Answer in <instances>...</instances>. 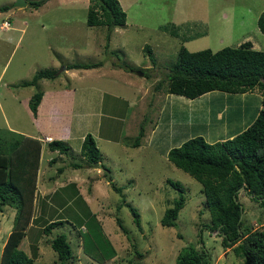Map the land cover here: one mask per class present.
<instances>
[{
	"label": "rangeland",
	"instance_id": "1",
	"mask_svg": "<svg viewBox=\"0 0 264 264\" xmlns=\"http://www.w3.org/2000/svg\"><path fill=\"white\" fill-rule=\"evenodd\" d=\"M26 1V7H17L16 0H0V133L10 130L39 139L40 168L46 170L47 178L59 175L56 172L61 165L66 168L63 179L71 174L77 176L69 163L82 162L77 170L86 177L87 185L80 189L74 182L66 183L62 189L64 196H55L56 204L47 207L41 202L34 203L19 247L36 264H58L50 241L58 234H65L73 255L68 264H173L186 245L206 249L210 264H241L242 259L234 254L232 247L223 246L218 230L206 227L210 215L200 192L201 184L169 162L167 152L163 151L166 147L180 146L191 134L215 142L243 130L253 120L252 115L245 117L244 107L255 117L261 104L260 93L258 90L243 94L212 91L190 100L181 95H166L165 76L175 63L181 45L191 52L207 48L216 51L249 40L254 49L264 50V34L256 21L264 10V0H119L127 15L126 23L110 32L109 41L106 26L86 24L90 0H47L37 8L29 4L34 0ZM5 6L7 9L1 10ZM145 46L151 49L155 64ZM101 61L107 69H91L90 76L82 78L79 72L68 74L73 70L63 73L68 64ZM115 64L122 69L130 66L136 84L128 85L118 78L114 83V76L118 75L110 68ZM44 70L61 74L55 79H42L35 86L23 85ZM159 82L162 86L157 90ZM140 85L147 89L145 99L138 98ZM87 89L104 98L115 95L118 99L110 97L121 101L119 112L113 102L105 100L102 115H79L78 112L84 111L72 98L77 92L83 95ZM39 91L44 97L36 117L28 103ZM158 92L161 94L156 96ZM159 101L167 110L165 120L174 139H167L164 145L162 142L151 145L148 137H141V143L133 146L139 122L149 131V136L153 135L151 127L158 129ZM93 118L113 124V137L119 139L116 143L96 138L102 155L101 170L95 166L87 168L89 164L83 157L75 158V153L64 154L63 163L57 160L45 168L46 158L58 154L48 153V144L41 139L43 135L63 137L60 140L67 142L70 136L77 138L81 132L93 134L96 123ZM160 129L163 133V128ZM100 134L104 135L103 127ZM67 143L74 146L80 141L73 138ZM167 179L180 182L185 189V204L176 225L171 227L160 223L165 209L178 196ZM97 180H101L100 185L94 184ZM112 184L121 187V192L115 191ZM47 185L55 187L51 178L46 180ZM239 201L244 205V227L254 230L262 226L264 208L242 189H239ZM126 203L138 211L140 227L136 226ZM14 214L10 207L0 214V260ZM55 220L63 222L53 227L50 234H44V225Z\"/></svg>",
	"mask_w": 264,
	"mask_h": 264
},
{
	"label": "trees",
	"instance_id": "2",
	"mask_svg": "<svg viewBox=\"0 0 264 264\" xmlns=\"http://www.w3.org/2000/svg\"><path fill=\"white\" fill-rule=\"evenodd\" d=\"M46 1L34 0L29 4L37 8ZM6 9V6L1 8ZM125 23L126 12L118 0H90L86 24L106 26L108 41L110 32ZM257 27L264 34V10L257 18ZM144 50L155 64V57L149 46H145ZM101 65L102 61L73 63L66 65L65 69H87ZM123 69L130 71L131 67L125 65ZM59 74L61 73L55 70L40 71L23 85L35 86L40 80L55 79ZM165 78V83L168 82L165 89L168 94L189 99L212 91L228 94L259 91L261 107L244 130L215 142H207L202 136L191 137L180 146L170 148L167 159L201 184L200 192L205 197V208L210 215V224L206 227L218 230L223 246L232 247L234 254L242 259L241 264H264V224L254 230L244 227V205L239 201V189L242 187L251 200L264 208V50L254 49L250 41L242 42L236 47L225 46L216 51L207 48L191 52L181 45L176 61L169 67ZM161 84L159 82L155 88L159 90ZM42 97L43 93L39 91L29 100L28 107L34 116H37ZM144 133V126L140 124L133 146L139 145ZM48 148L60 154H70L68 143L59 139L48 141ZM40 154L39 139L10 130L0 133V214L5 207L15 210L0 264H36L19 246L33 214ZM79 154L88 164L101 162L102 155L90 133L84 136ZM51 161L53 158L50 163ZM70 165L73 168L82 166L80 162ZM166 181L178 191L172 206L165 209L160 219L162 226L171 227L176 225L179 211L185 204V189L180 182L171 179ZM112 188L117 192L122 190L114 184ZM126 205L136 226L140 227L138 211L128 203ZM62 222L55 220L47 223L43 228L44 234H50L53 227ZM118 225L127 234L120 222ZM50 247L56 253L58 264L71 262V245L65 234L54 236ZM114 253L115 249L112 254ZM209 257V252L203 247L186 245L180 249L173 264H210Z\"/></svg>",
	"mask_w": 264,
	"mask_h": 264
},
{
	"label": "crops",
	"instance_id": "3",
	"mask_svg": "<svg viewBox=\"0 0 264 264\" xmlns=\"http://www.w3.org/2000/svg\"><path fill=\"white\" fill-rule=\"evenodd\" d=\"M119 1V0H118ZM120 3V2H119ZM121 5V4H120ZM121 7H122V5H121ZM123 8V7H122ZM126 17H127V15H126ZM257 21V20H256ZM125 25V24H124ZM247 41H249V40H247ZM245 42V41H244ZM251 42V41H250ZM252 43V42H251ZM252 47H253V44H252ZM144 68H148L147 66H145ZM91 69H94V68H87V69H83V68H78V69H66V71L65 72H63V73H67V70H73V71H69L68 72V74H76L77 72H79V73H81V74H83L81 77L83 78L85 75H88V73L90 72L89 70H91ZM95 69H97V70H100V69H104V70H106L107 69V67H106V65H101V66H99V67H95ZM110 70H112V73H116L118 76H114V83L116 82V80H115V78H118V79H121L125 84H128V85H134V84H136V80L134 79V76H135V74L133 73V72H129V71H127V70H124V69H122V68H120L119 66H116V65H114L112 68H110ZM106 73V72H105ZM104 74V73H103ZM122 74H123V76H122ZM70 76H72V75H70ZM88 76H90V75H88ZM144 76V75H143ZM143 76H139V77H143ZM111 86H113V85H111ZM115 86V85H114ZM92 89V88H91ZM74 91H75V89H73ZM90 89H87V91H84V94L83 95H81V93L80 94H78V92L76 93V96L74 97V98H72L73 99V101L75 102V104H78L80 107H81V109H83V111L84 112H78L79 113V115L80 114H90V113H92V114H99V115H102L103 114V108H104V101L105 100H107V101H110V102H113V104L115 105V106H117V113L119 112L118 111V108H120V106H121V101H116V100H114V99H112L110 96H114L116 99H118L115 95H113V94H108V95H110V96H106V98H104V96L101 94H98L97 92H91V91H89ZM140 90V91H139ZM147 89H146V87H143L142 85H140L139 87H138V89H137V94L139 93V97L138 98H140V97H143L144 96V99H145V97H146V95H144V93H145V91H146ZM91 92V93H90ZM89 93V94H88ZM246 93V92H245ZM159 94H161V92H158V94L156 95V96H158ZM164 94V93H163ZM166 95L168 94V93H165ZM243 94V93H242ZM204 95V94H203ZM43 97H44V95H43ZM43 97H42V100H41V102H40V104H39V107L40 106H42V103H43ZM184 97V96H183ZM156 99H158V97H156ZM159 99H161V96H159ZM158 99V100H159ZM189 99V98H188ZM120 100V99H119ZM122 100H125V98L124 99H122ZM135 100H137V99H135ZM157 100V101H158ZM191 100V99H190ZM123 102H125V101H123ZM160 102V106H161V108L159 107V105H158V112H157V118H158V122L156 121V123L158 124V129L156 130L155 128H156V126L153 128V127H151L152 128V134L153 135H151V136H149L150 134H148V132L149 131H147L146 129H145V133H144V136L142 137V139L143 138H145V137H148V139L150 140L149 141V143L151 144V145H154V144H157L158 145V143L159 142H162V144L164 145V143H165V141L168 139V140H170V139H174V136H173V132H170V130H168V128H167V126H168V122L165 120L167 117H168V113H165L167 110H166V108H165V105L164 104H162V102L161 101H159ZM191 102V101H190ZM132 103L134 104V103H136V102H133L132 101ZM152 103H150V105H151ZM158 104V103H157ZM180 103H178V105H179ZM192 105V104H191ZM39 107H38V110H37V116H38V113H39ZM261 107V104H260V106H259V108ZM220 111V110H219ZM243 113L245 114V117H248L249 118V115H252L253 116V119L256 117V114H255V117H254V114L253 113H250L248 110H246V107H244V110H243ZM116 115H118V114H116ZM36 116V117H37ZM192 118H193V116H192ZM253 121V120H252ZM93 122H96L95 123V125H94V128H92V132H93V134H91L92 136H93V138L96 140V138H98V139H102V140H105V141H109V142H116V143H118L119 142V139H114V137H113V133H114V131H115V129H114V125L113 124H106V123H104L102 120L100 121L99 119H96V118H93ZM190 122V121H189ZM80 124H81V122H79V126H80ZM138 125V124H137ZM139 125H140V122H139ZM139 125L137 126V128H139ZM160 126V127H159ZM101 127H103V134L104 135H101L100 134V129H101ZM163 128V133H161L160 131H161V129L160 128ZM245 129V128H244ZM243 129V130H244ZM12 130V129H11ZM105 130L107 131V133H105ZM165 130H167V131H165ZM242 131V130H241ZM239 132V131H238ZM237 131L236 132H233V133H231L230 134V136L229 137H232L233 135H235L236 133H238ZM86 132H81L80 134H79V136L77 137V138H75V136L73 137V136H70L69 138L70 139H68L67 140V142H70V141H72L73 140V138L75 139V140H77V141H80V143H79V145H74V146H72V145H69V147H70V151H69V153L70 154H73V153H75L76 154V156H75V158L77 157H80L81 158V156H79L80 154H79V152H80V146H81V142H82V140H83V138H84V136L86 135V134H88V133H86ZM132 130H131V135H132ZM171 133H172V136L170 137V135H171ZM137 133H135L133 136H135ZM164 134V136H163V139H162V141H161V139H160V137L162 136ZM148 135V136H147ZM157 135H158V138H157ZM166 135L168 136V138H165L166 137ZM194 136H196V134H191V137H194ZM197 136H199V135H197ZM44 137H49L51 140L52 139H55L53 136H51V135H49V134H44L43 135V138H41L42 139V141L43 142H45L46 144H48V141L46 142V140H44ZM60 138H63V137H60ZM60 138H58L59 140H60ZM154 138V139H153ZM141 143V142H140ZM167 145H165V147H166ZM167 149H166V151L164 150L163 151V153L165 154L166 152H168V150L170 149L169 147H166ZM47 151H48V153H57L58 155H57V157H51V156H49V157H47L46 158V161L48 162V164H47V166L45 167V168H48V167H50V164H53V163H55V162H57V160H61V162H62V160H63V155L64 154H60V153H58L57 151H51V150H48L47 149ZM41 154H42V150H41ZM41 154H40V162H39V168H38V172H37V180H36V189H35V200H34V203H39V202H41V203H43V204H45V206L47 205V207L49 206V205H51V204H56V198H55V196H57V194H59L60 196H64V193H65V191H62V189L64 188V186L66 185V183H69V182H74L76 185H78V188H80L81 189V187H84V185H87V183L85 184V181H84V178H86V177H84V175H83V173H79L78 171L79 170H77V169H79V168H73L70 164H73L74 162H70L69 163V165L71 166V168H70V170H73L75 173L74 174H78L79 176H81V179H79L78 178V175L77 176H74V175H69L68 177H66L65 179H63L62 178V176H63V173H64V171H65V167H63L62 165L61 166H59L58 167V170H57V172L56 173H59V175H56V176H52V177H48V178H51L53 181H54V184H55V187L54 188H50V186L49 185H47L46 186V180L48 179L47 177H45L44 176V174H45V172H46V170L45 169H43L42 167L40 168V163H41ZM66 155V154H65ZM67 155H69V154H67ZM52 158H53V161H51V163H50V160H52ZM82 159V158H81ZM82 160H84V159H82ZM85 161V160H84ZM63 163V162H62ZM79 163V162H78ZM80 163H82V162H80ZM82 165V164H81ZM95 164H89L88 166H87V168H89V167H92V166H94ZM97 166H95L96 168H98L97 170H101V169H99L100 168V166H99V164H96ZM82 167V166H81ZM80 167V168H81ZM69 172V171H68ZM85 174V173H84ZM74 176V177H73ZM110 177H111V181L113 182V178H112V176H111V174H110ZM83 178V179H82ZM106 182V181H105ZM99 183H101V180H97V181H95L94 182V184H99ZM106 184H107V182H106ZM100 185V184H99ZM98 185V186H99ZM49 189H51V190H49ZM61 190V192L60 193H58V191H60ZM91 190H92V188H91ZM93 191V190H92ZM79 192V191H78ZM87 193H88V191H86ZM92 194H94L93 192H91ZM80 195H82L81 193H80ZM61 197V198H62ZM98 263V262H97ZM108 264H111V262H108Z\"/></svg>",
	"mask_w": 264,
	"mask_h": 264
},
{
	"label": "water",
	"instance_id": "4",
	"mask_svg": "<svg viewBox=\"0 0 264 264\" xmlns=\"http://www.w3.org/2000/svg\"><path fill=\"white\" fill-rule=\"evenodd\" d=\"M28 5V2L26 0H16L15 2V6L17 7H26ZM139 75H143V72H138ZM94 166H97L96 164ZM109 177V175H108ZM243 189L242 187L240 188V190ZM235 201H237L235 199Z\"/></svg>",
	"mask_w": 264,
	"mask_h": 264
},
{
	"label": "built area",
	"instance_id": "5",
	"mask_svg": "<svg viewBox=\"0 0 264 264\" xmlns=\"http://www.w3.org/2000/svg\"><path fill=\"white\" fill-rule=\"evenodd\" d=\"M8 24V22L7 23H4V25H7ZM44 139L45 140H49V137H44Z\"/></svg>",
	"mask_w": 264,
	"mask_h": 264
},
{
	"label": "clouds",
	"instance_id": "6",
	"mask_svg": "<svg viewBox=\"0 0 264 264\" xmlns=\"http://www.w3.org/2000/svg\"><path fill=\"white\" fill-rule=\"evenodd\" d=\"M45 140V139H44ZM51 139L49 138V140H46V141H50Z\"/></svg>",
	"mask_w": 264,
	"mask_h": 264
}]
</instances>
